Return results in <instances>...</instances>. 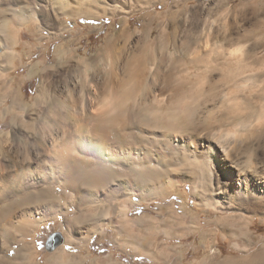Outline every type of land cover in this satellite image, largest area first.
<instances>
[{
    "label": "rangeland",
    "instance_id": "obj_1",
    "mask_svg": "<svg viewBox=\"0 0 264 264\" xmlns=\"http://www.w3.org/2000/svg\"><path fill=\"white\" fill-rule=\"evenodd\" d=\"M119 1L121 3L118 4L111 0L110 3H107L108 0H100L94 5L73 4V13L63 14L64 11L53 8L47 0H0V48L5 47L9 59L14 55L9 51V46L20 39L24 69L26 65H38L37 76L24 87L23 95L20 90H0V116L5 117L0 118V140L25 137V133H30L33 129H28V126L41 122L39 112L50 106L51 95L55 90H60L65 82L71 84L73 78L92 80L100 74L104 77H123L125 74L122 70L114 66L117 50L119 54V50L129 44L136 45L138 49L144 36L154 31L151 40L160 45L158 55L167 68L165 73H169L173 67L170 61L171 44L175 39L179 44L176 74L170 78V83L161 84L164 89L177 87L179 90L193 92L209 90L211 77L222 75L234 79L230 88L234 87L235 81L242 86L241 92L247 95V99L239 109L248 112L247 125L236 123L229 126L232 131L237 127L236 136H230L232 138L224 141L231 142L233 153L239 155L246 168L251 170L257 167L263 170L264 0ZM75 6L82 8L76 10ZM23 10L31 16L23 18L21 24L19 18ZM125 24L132 34L123 33ZM164 26L170 33L165 42L159 36ZM207 38L209 45L205 47ZM222 41L224 57H221V47L217 46ZM194 43L199 46V54L194 51L190 55L188 44ZM206 52L212 54L213 60L205 59ZM200 54L204 56L199 57ZM228 85L220 83L216 90L228 88ZM128 89L129 84L122 90ZM38 90H46L48 95L44 101L39 100V105H35ZM248 97L252 98L251 101ZM199 98V95L195 98L191 95L189 100L185 99L181 104L194 110L195 105L197 107L202 103ZM254 105L258 108L256 114L251 108ZM188 116L193 120L198 117L194 113ZM241 126L245 130L249 128L245 131ZM248 141L254 143L257 150L254 152L256 155H251L247 160L248 153L237 145L241 143L244 146ZM159 167L153 166L148 171H142L141 168L136 172L129 170L126 177H118V182L122 184L117 199L119 202L126 201L124 210L120 204H116L115 210L112 208L114 211L111 209L99 213L98 217L97 214L93 215L90 221H80L71 235L73 243L68 240L65 216L60 215L42 222L25 242L15 243L9 250L0 246V250H3L0 251V261L8 259L18 263L15 257L17 251L23 245L28 246L33 242L35 249L31 245L28 249L36 264H49L48 258L60 249L64 254V264H264V201L250 206L215 210L199 202L197 191L194 192L192 180L201 178L200 165L194 162V165L186 163L166 167L168 169ZM221 168L212 163L205 170L210 188L207 193L210 196L214 195L213 189L219 181L221 185L227 186L226 178L221 176ZM129 179L141 183L146 189L142 192L133 189V186L127 184ZM169 179L181 181H176V185H180L176 190L160 193L159 187ZM61 189L59 187L57 190L60 192ZM77 211L75 207H70L66 217L74 218ZM101 216L102 219L99 218ZM97 218L100 219L99 224ZM94 225L92 229L95 230L91 232L89 240L80 244L77 238L82 236L83 229L86 231L88 226ZM54 232L62 233L64 241L49 250L46 242ZM31 252L34 254L31 255ZM75 254L78 257L73 256ZM2 261L1 264H8L7 260Z\"/></svg>",
    "mask_w": 264,
    "mask_h": 264
},
{
    "label": "bare ground",
    "instance_id": "obj_2",
    "mask_svg": "<svg viewBox=\"0 0 264 264\" xmlns=\"http://www.w3.org/2000/svg\"><path fill=\"white\" fill-rule=\"evenodd\" d=\"M47 1L53 8L64 11L63 14H71L74 11L71 8L74 7L73 4L94 5L100 0ZM111 1L121 3L119 0ZM107 3H110L109 0ZM80 6H75L74 9H81ZM25 10L21 11V24L23 18L31 16L26 14ZM128 28L125 24L123 33L132 34ZM161 31L160 39L165 42L170 33L166 27ZM152 32L144 36L138 49L136 45L129 44L119 50V54L117 50L114 66L122 70L125 74L123 77H104L100 74L92 80L71 78V84L65 82L62 87L59 86L60 90H55L51 95L50 106L39 112L41 122L38 119L40 123L28 126V129H33L30 133H25V137L0 140V246L9 250L15 243L25 242L42 222L60 215L65 216L64 224L70 237L68 240L72 242L71 235L80 221H90L93 215L97 214L98 217L99 213L114 209L116 204H120L124 210L126 201L119 202L117 199L122 184L117 178L126 177L129 170L136 172L138 168L148 171L158 165L168 169L170 166L197 163L202 169V176L192 180L194 192L197 191L199 202L212 206L215 210L250 206L264 201V169L246 168L239 155L233 153L231 142L224 141L230 136H236L237 127L232 131L229 126L236 123L245 124L248 117L247 111L246 113L239 109L247 99V95L244 96L241 92L242 86L235 81L234 89L230 88L234 79L222 75L211 77L209 90L193 92L179 90L177 87L172 90L164 89L161 84L170 83V78L176 74L179 44L176 39L171 44L170 61L173 67L169 69V73H165L167 68L165 69L158 55L160 45L151 40ZM208 42L207 38L205 47L209 45ZM188 45L190 55L194 54V51L199 54L198 45ZM217 46L221 47V57H224V42ZM204 55L207 61L213 60L211 53L206 52ZM204 55L200 54L199 57ZM224 63L227 65V61ZM126 77L128 79L125 81ZM224 82L229 84L228 88L216 90L220 83ZM127 84L129 89L122 90ZM38 92L35 105H39V100L44 101V97L48 95L46 90ZM191 95H194V98L199 95V102H202L200 106L197 105L199 108L195 105L194 110L181 104L183 100H189ZM250 99L252 98L248 100ZM257 106L259 107V104ZM257 106H251L253 110L250 108L255 114L258 111ZM190 113L197 114L198 117L190 119ZM0 118L5 119L3 116ZM240 144L237 147L248 153L247 160L255 154L257 149L254 143L248 141L244 146ZM212 163L222 167L221 176L227 180L226 187L219 181L213 189L215 196L207 193L210 188L205 175V170L211 167ZM176 181L179 180L169 179L167 183L163 182L158 191L161 193L170 189L176 190L180 185L178 182L176 185ZM124 183L123 185H126ZM127 184L139 192L146 189L141 183H134L130 179ZM59 187L62 188L60 192L57 190ZM70 207L78 210L74 218L66 217ZM100 219L97 218L98 224ZM95 226H88L86 231L83 229L84 233L77 238L80 244L89 240ZM249 229L251 230V226ZM77 240L75 238V241ZM33 244L29 243L32 248ZM28 246L23 245L17 251L15 257L18 263L5 258L8 264H36L34 256L30 257ZM32 254L34 252H31ZM73 256L78 257L76 254ZM63 257L60 249L48 258L49 264H64Z\"/></svg>",
    "mask_w": 264,
    "mask_h": 264
},
{
    "label": "crops",
    "instance_id": "obj_3",
    "mask_svg": "<svg viewBox=\"0 0 264 264\" xmlns=\"http://www.w3.org/2000/svg\"><path fill=\"white\" fill-rule=\"evenodd\" d=\"M21 47L20 39L10 45L9 51L14 55L9 59L5 47L0 48V90H20L22 93L24 87L37 76L38 65H26L24 69Z\"/></svg>",
    "mask_w": 264,
    "mask_h": 264
},
{
    "label": "water",
    "instance_id": "obj_4",
    "mask_svg": "<svg viewBox=\"0 0 264 264\" xmlns=\"http://www.w3.org/2000/svg\"><path fill=\"white\" fill-rule=\"evenodd\" d=\"M63 241H64V237H63L62 233L54 232V233L50 234V236L46 242L47 249L53 250L58 245L62 244Z\"/></svg>",
    "mask_w": 264,
    "mask_h": 264
}]
</instances>
